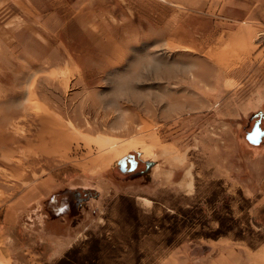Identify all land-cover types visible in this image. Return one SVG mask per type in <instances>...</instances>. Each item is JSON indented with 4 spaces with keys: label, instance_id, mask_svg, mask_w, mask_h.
<instances>
[{
    "label": "rangeland",
    "instance_id": "1",
    "mask_svg": "<svg viewBox=\"0 0 264 264\" xmlns=\"http://www.w3.org/2000/svg\"><path fill=\"white\" fill-rule=\"evenodd\" d=\"M256 121L264 0H0V264H264Z\"/></svg>",
    "mask_w": 264,
    "mask_h": 264
},
{
    "label": "flooded vegetation",
    "instance_id": "2",
    "mask_svg": "<svg viewBox=\"0 0 264 264\" xmlns=\"http://www.w3.org/2000/svg\"><path fill=\"white\" fill-rule=\"evenodd\" d=\"M256 130H259V132L262 133V134L261 135H253ZM263 137H264V130L261 128L259 122L256 121L253 124L251 131H249V133L247 134V140L251 144L256 145V144H259L261 142V140L263 139ZM136 166H137V162H136Z\"/></svg>",
    "mask_w": 264,
    "mask_h": 264
},
{
    "label": "water",
    "instance_id": "3",
    "mask_svg": "<svg viewBox=\"0 0 264 264\" xmlns=\"http://www.w3.org/2000/svg\"><path fill=\"white\" fill-rule=\"evenodd\" d=\"M136 167V161L134 159V156L130 155L125 158H123L119 163H118V168L120 172L125 173V172H132Z\"/></svg>",
    "mask_w": 264,
    "mask_h": 264
},
{
    "label": "snow or ice",
    "instance_id": "4",
    "mask_svg": "<svg viewBox=\"0 0 264 264\" xmlns=\"http://www.w3.org/2000/svg\"><path fill=\"white\" fill-rule=\"evenodd\" d=\"M262 133L259 132V130H256L253 135H261Z\"/></svg>",
    "mask_w": 264,
    "mask_h": 264
}]
</instances>
